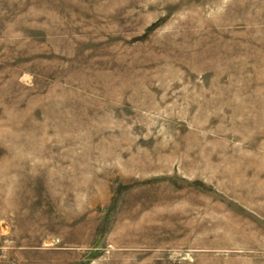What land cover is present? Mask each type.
Here are the masks:
<instances>
[{"label":"rangeland","instance_id":"rangeland-1","mask_svg":"<svg viewBox=\"0 0 264 264\" xmlns=\"http://www.w3.org/2000/svg\"><path fill=\"white\" fill-rule=\"evenodd\" d=\"M0 264H264V0H0Z\"/></svg>","mask_w":264,"mask_h":264}]
</instances>
